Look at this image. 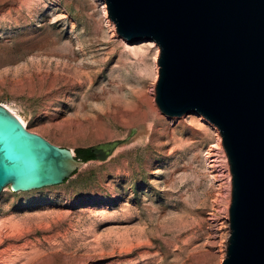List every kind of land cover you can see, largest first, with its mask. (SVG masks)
<instances>
[{
  "label": "rangeland",
  "instance_id": "1",
  "mask_svg": "<svg viewBox=\"0 0 264 264\" xmlns=\"http://www.w3.org/2000/svg\"><path fill=\"white\" fill-rule=\"evenodd\" d=\"M102 6L0 0V103L74 155L120 142L60 184L3 187L0 264H220L231 174L219 132L195 111L160 112L151 94L158 46L119 36ZM142 84L147 118L108 108L136 105Z\"/></svg>",
  "mask_w": 264,
  "mask_h": 264
},
{
  "label": "water",
  "instance_id": "2",
  "mask_svg": "<svg viewBox=\"0 0 264 264\" xmlns=\"http://www.w3.org/2000/svg\"><path fill=\"white\" fill-rule=\"evenodd\" d=\"M128 42L152 40L154 101L166 116L214 124L230 179L220 264H264V0H103ZM120 142L93 146L104 160ZM85 161L28 130L0 103V191L62 183Z\"/></svg>",
  "mask_w": 264,
  "mask_h": 264
},
{
  "label": "bare ground",
  "instance_id": "3",
  "mask_svg": "<svg viewBox=\"0 0 264 264\" xmlns=\"http://www.w3.org/2000/svg\"><path fill=\"white\" fill-rule=\"evenodd\" d=\"M101 2H102V8H103V14L105 15V6H104V1L103 0H100ZM150 42V44L151 45H153V42H152V40H149ZM144 43V42H143ZM154 46V45H153ZM155 47V46H154ZM156 48V47H155ZM153 78H154V80L156 79V64H155V61H154V72H153ZM90 80V79H89ZM91 82V81H90ZM113 83V82H112ZM53 86V85H52ZM123 86L122 85H120V84H118L117 86H115V89H117V90H119L120 88H122ZM52 91V90H51ZM109 91V90H108ZM46 92V91H45ZM143 93H145V85L144 84H142L141 85V88L138 90H136V91H133L132 92V97H133V99L134 100H138V103L135 105L134 103H133V101H129V102H120V101H118V100H116V99H114V100H112V101H109L108 102V105H109V107L108 108H113V109H115V112H117L116 110H118V111H121V112H123V113H134L135 111L136 112H138V113H140L141 114V116L143 117V118H147L148 117V110L147 109H145V110H142V107H144L145 106V108L147 107L148 109H149V113H152L153 112V110H152V108L149 106V98L146 96V94H143ZM151 94H152V97H153V95H154V87H152V89H151ZM3 105V104H2ZM4 106V105H3ZM10 112H12L21 122H22V124L26 127L27 125H26V123L23 121V119L18 115V114H16L12 109H10L8 106H5ZM135 107V108H134ZM144 109V108H143ZM118 113V112H117ZM137 113V114H138ZM125 114V115H126ZM135 114V113H134ZM114 115H115V113H114ZM117 116V115H116ZM211 125V124H210ZM213 128H215L214 127V125H211ZM219 140V139H218ZM72 151V150H71ZM224 158L226 159V156L224 155ZM228 202H229V199H228ZM136 249H138V248H140V245H137L136 247H135ZM130 252H123V253H114L116 256H122V255H127V254H129Z\"/></svg>",
  "mask_w": 264,
  "mask_h": 264
},
{
  "label": "trees",
  "instance_id": "4",
  "mask_svg": "<svg viewBox=\"0 0 264 264\" xmlns=\"http://www.w3.org/2000/svg\"><path fill=\"white\" fill-rule=\"evenodd\" d=\"M76 152H77V155H75V157L80 159V160H83L85 162L88 161V160L96 158L95 157L96 149L93 146L77 148ZM75 172H73V174ZM66 180L67 179H65L64 181H66Z\"/></svg>",
  "mask_w": 264,
  "mask_h": 264
}]
</instances>
